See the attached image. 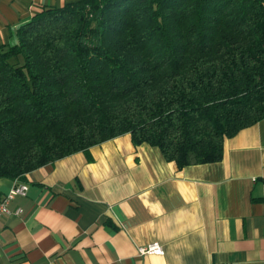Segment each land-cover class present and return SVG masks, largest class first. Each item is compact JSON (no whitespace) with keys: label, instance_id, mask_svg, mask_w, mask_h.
<instances>
[{"label":"trees","instance_id":"obj_1","mask_svg":"<svg viewBox=\"0 0 264 264\" xmlns=\"http://www.w3.org/2000/svg\"><path fill=\"white\" fill-rule=\"evenodd\" d=\"M0 45V178L125 133L180 167L264 119V0H77Z\"/></svg>","mask_w":264,"mask_h":264},{"label":"crops","instance_id":"obj_2","mask_svg":"<svg viewBox=\"0 0 264 264\" xmlns=\"http://www.w3.org/2000/svg\"><path fill=\"white\" fill-rule=\"evenodd\" d=\"M75 1L0 0V45ZM17 182L29 191L0 216V264H264V119L226 138L219 161L180 167L125 133L0 178V198ZM154 242L163 255L139 254Z\"/></svg>","mask_w":264,"mask_h":264},{"label":"built area","instance_id":"obj_3","mask_svg":"<svg viewBox=\"0 0 264 264\" xmlns=\"http://www.w3.org/2000/svg\"><path fill=\"white\" fill-rule=\"evenodd\" d=\"M28 191H29V185L27 183L17 182L11 191H9L7 194H5L0 198V216L5 213L11 212L9 209V203L16 195H27ZM21 211H22L21 209H17L15 211V214L19 215ZM138 252L141 255H146V254L163 255L165 253V250L162 244L158 242H154L147 246H139Z\"/></svg>","mask_w":264,"mask_h":264}]
</instances>
